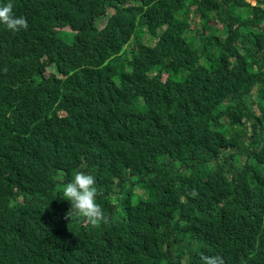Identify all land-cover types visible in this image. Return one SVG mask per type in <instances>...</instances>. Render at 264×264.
Here are the masks:
<instances>
[{
  "label": "trees",
  "instance_id": "obj_1",
  "mask_svg": "<svg viewBox=\"0 0 264 264\" xmlns=\"http://www.w3.org/2000/svg\"><path fill=\"white\" fill-rule=\"evenodd\" d=\"M255 1L0 0V264H264ZM79 171L107 224L66 218Z\"/></svg>",
  "mask_w": 264,
  "mask_h": 264
},
{
  "label": "clouds",
  "instance_id": "obj_2",
  "mask_svg": "<svg viewBox=\"0 0 264 264\" xmlns=\"http://www.w3.org/2000/svg\"><path fill=\"white\" fill-rule=\"evenodd\" d=\"M13 7L11 2L0 6V23L6 25L13 32H18L21 29L27 30L29 26L27 18L15 15ZM100 21L102 19L97 21V25ZM96 184L97 181L93 175L79 171L75 173L70 182L62 187L63 198L71 202V208L67 212L66 218L70 217L71 220L78 218L93 227L109 222V217L105 214L102 205L97 202L98 189ZM134 191L140 198L146 199L149 196L147 187H137ZM201 259L203 264H226L221 255H202Z\"/></svg>",
  "mask_w": 264,
  "mask_h": 264
},
{
  "label": "rangeland",
  "instance_id": "obj_3",
  "mask_svg": "<svg viewBox=\"0 0 264 264\" xmlns=\"http://www.w3.org/2000/svg\"><path fill=\"white\" fill-rule=\"evenodd\" d=\"M246 1H247L248 3H250V4H252L253 6L257 5V3H256L255 0H246ZM186 6L189 7V1H187ZM112 13H114V12L111 10L110 13H109V14H110L109 16H111ZM190 13H191V15H193V20L196 21L197 23H200V22H204V21H205V18H202L201 16H199V14H198V12H197V4L192 6ZM106 19H107V17L104 18V19H102V21H100V22L98 23L99 27H102V26H103V24L105 23V20H106ZM215 27H216V29H218V28L221 27V25H220V24H217V26H215ZM61 33H65V34H62V37H63L65 40H67V41H72V40H73V32H72V30H70V29L67 28V29L64 30V32H61ZM221 35H222L223 37H225V36H226V32H223ZM190 38L195 39V36H191ZM209 40H210V37L208 38V41H209ZM146 41H147L148 43L151 42L149 36H146V38H145V43H147ZM129 50H130V49H129ZM130 57H131V55H130ZM48 73H54V69H53V67L49 68Z\"/></svg>",
  "mask_w": 264,
  "mask_h": 264
},
{
  "label": "bare ground",
  "instance_id": "obj_4",
  "mask_svg": "<svg viewBox=\"0 0 264 264\" xmlns=\"http://www.w3.org/2000/svg\"><path fill=\"white\" fill-rule=\"evenodd\" d=\"M255 6H256V5H255ZM65 29H66V28H65ZM65 29H63V30H60V32H64V30H65Z\"/></svg>",
  "mask_w": 264,
  "mask_h": 264
}]
</instances>
